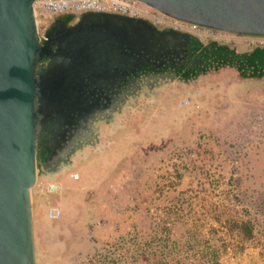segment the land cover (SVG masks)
<instances>
[{
	"label": "rangeland",
	"instance_id": "obj_1",
	"mask_svg": "<svg viewBox=\"0 0 264 264\" xmlns=\"http://www.w3.org/2000/svg\"><path fill=\"white\" fill-rule=\"evenodd\" d=\"M217 39L237 52L264 45ZM121 110L56 174V192L38 187L49 180L36 159L35 264H264V77L169 79Z\"/></svg>",
	"mask_w": 264,
	"mask_h": 264
},
{
	"label": "water",
	"instance_id": "obj_2",
	"mask_svg": "<svg viewBox=\"0 0 264 264\" xmlns=\"http://www.w3.org/2000/svg\"><path fill=\"white\" fill-rule=\"evenodd\" d=\"M33 1L0 0V264H35L30 187L48 111L54 109L53 103L63 104L77 96L82 78L95 79L109 69L90 59L103 51L78 39L82 27L96 26L97 39L105 37L98 28L112 29L118 36L117 46L142 48L147 54L171 46L176 37L171 35L176 30L156 29L142 18L97 11L79 14L61 31L51 28L40 34ZM139 1L183 21L264 35V0ZM54 18L58 20L57 15ZM116 57L121 59L120 52ZM249 58L264 61V45Z\"/></svg>",
	"mask_w": 264,
	"mask_h": 264
},
{
	"label": "flooded vegetation",
	"instance_id": "obj_3",
	"mask_svg": "<svg viewBox=\"0 0 264 264\" xmlns=\"http://www.w3.org/2000/svg\"><path fill=\"white\" fill-rule=\"evenodd\" d=\"M76 18L77 16L66 22L61 16H58V20L53 17L48 21L44 32L51 28L61 31L64 26L73 24ZM98 30L105 37L95 38L98 32L96 26L87 25L79 31L81 35L78 39L92 46L93 50H102L101 56L97 57L100 54L96 53L90 59H96L98 66L109 69L95 79L82 78L78 95L74 98L63 104L53 103L54 109L48 111L46 123L40 129L37 153L44 167L43 175L48 180L53 181L64 167L72 166L80 157L79 153L84 145L96 141V134L102 125L100 122L106 125L114 123L115 115L122 111L121 108L126 103V97L142 87L161 81L192 80L193 78L183 80L180 72L188 67L199 68L211 54L218 52L219 45H228L215 38L201 39L187 32L172 31L171 35L176 37L171 46L155 54H147L143 53L142 48L136 51L117 46L118 36L112 29L101 27ZM72 39L77 40V37ZM54 42H57L56 38ZM118 52L121 57L119 60L116 57ZM93 62L92 65H95L96 62Z\"/></svg>",
	"mask_w": 264,
	"mask_h": 264
},
{
	"label": "built area",
	"instance_id": "obj_4",
	"mask_svg": "<svg viewBox=\"0 0 264 264\" xmlns=\"http://www.w3.org/2000/svg\"><path fill=\"white\" fill-rule=\"evenodd\" d=\"M32 9L37 30L38 26L44 29L51 18L61 13L78 16L85 11H97L142 18L155 27L187 32L201 39L225 38L229 33L168 16L139 0H34ZM253 36L261 42L264 37V35ZM37 185L50 193L56 192L59 188L58 184L52 180L45 183L41 181ZM46 212L49 217L55 218L59 210L55 205H50Z\"/></svg>",
	"mask_w": 264,
	"mask_h": 264
},
{
	"label": "trees",
	"instance_id": "obj_5",
	"mask_svg": "<svg viewBox=\"0 0 264 264\" xmlns=\"http://www.w3.org/2000/svg\"><path fill=\"white\" fill-rule=\"evenodd\" d=\"M57 16H61L66 22H70L75 18V15L71 13H61ZM254 46L249 50L244 51H235V49L226 44L219 45L217 47L218 52L216 54H211L210 58L199 68L188 67L182 70L180 77L183 80H188L195 78L199 74L206 73L208 71L217 72L222 68H232L236 76L239 78H261L264 77V61L249 58V55L254 52L255 49L262 47ZM37 158L39 160V154L37 153ZM243 227L247 226L244 229V232L250 234V228L247 222L242 223Z\"/></svg>",
	"mask_w": 264,
	"mask_h": 264
},
{
	"label": "crops",
	"instance_id": "obj_6",
	"mask_svg": "<svg viewBox=\"0 0 264 264\" xmlns=\"http://www.w3.org/2000/svg\"><path fill=\"white\" fill-rule=\"evenodd\" d=\"M42 179H43V177H42Z\"/></svg>",
	"mask_w": 264,
	"mask_h": 264
}]
</instances>
